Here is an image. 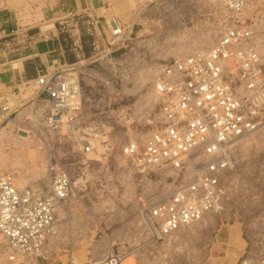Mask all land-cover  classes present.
I'll use <instances>...</instances> for the list:
<instances>
[{"label": "built area", "instance_id": "1", "mask_svg": "<svg viewBox=\"0 0 264 264\" xmlns=\"http://www.w3.org/2000/svg\"><path fill=\"white\" fill-rule=\"evenodd\" d=\"M250 1L222 0L229 19L209 47L158 63L150 88L157 98L154 104L147 101L152 104H148L150 107H143L138 101L126 103L121 96L114 95L118 92L115 77L120 76L114 68L99 80L87 83L91 94H84L81 79L85 81L88 68L82 66L107 56L111 50L90 60L88 57L84 63H66L51 72L39 73L33 81H25L32 88L26 102L32 111L39 109V127L47 141L55 144L65 140L76 154L82 155L89 149L101 156L108 154L113 123L127 129H147L140 136L133 133L135 141L127 135L121 152L144 178L142 189L152 181V174L159 176L158 181L172 177L175 182L172 181L174 186L167 196L148 200L149 196L138 195L140 212L148 223L147 238L155 235L156 240L164 241L180 225L222 208L227 197L223 173L232 165L229 145L239 135L264 125V58L257 48L254 23L240 16ZM73 16L70 18L77 24ZM84 20L90 24L95 48L105 38L110 44L116 41L118 47L129 37L128 26L114 14L108 18L109 35L105 37L100 36L103 26L99 16L87 15ZM106 59L111 64L116 61L113 57ZM86 100L94 111L89 118L81 114ZM12 105L6 96L0 97V124L11 118ZM31 113L34 115V111ZM93 139L97 143L89 148ZM100 144L104 147L101 152ZM55 159L49 160L45 170L49 181L46 190L30 184L19 187L13 172H0L2 264H38L48 257L60 232L58 202L69 197L73 186L68 169ZM188 169L191 174L185 177ZM126 252L129 251L111 248L98 260L68 264H98L99 260L100 264H117ZM237 264H264V252L242 256Z\"/></svg>", "mask_w": 264, "mask_h": 264}, {"label": "rangeland", "instance_id": "2", "mask_svg": "<svg viewBox=\"0 0 264 264\" xmlns=\"http://www.w3.org/2000/svg\"><path fill=\"white\" fill-rule=\"evenodd\" d=\"M37 1L21 0L23 5L20 7L27 14L32 9L36 17ZM115 2L110 0V12L104 15V19L99 15L101 24H105L100 36L109 35V16H120L130 31L122 45L117 47L116 41L110 44L105 38V42L95 48L92 43L95 37L89 32L90 24L81 18L77 19V24L61 22V33L65 36L69 53H76L75 64L84 63L88 57L90 60L102 56L110 50L107 56L116 59L112 65L107 56H103L82 66L88 68L85 81L81 79L85 95L91 94L87 83L99 80L114 68L120 73L115 77L118 92L114 95L121 96L120 99L126 103L141 102L143 107H150L148 104L156 101L157 96L150 88L158 63L173 57L182 58L209 47L229 19L222 0H146L128 23L126 15L134 7L130 8L126 0ZM136 2L142 4L144 0ZM240 16L246 22L254 23V29L258 32L255 41L264 58V0H251ZM48 22L45 20L42 24ZM75 39L81 47L74 43ZM31 89H26L27 97L31 95ZM12 97L16 105H12L11 110H16L9 120L0 124V172H13L19 187L30 184L46 190L49 181L45 170L49 160L55 161L56 157L68 169L73 182L69 197L63 200V206L59 204L56 209L57 225L64 235L60 237L62 250L59 252L63 255L54 261L50 258V264H57L60 259L63 264L98 260L106 248L105 254L111 248L128 250L121 257L124 264H208L211 256L214 257L210 250L217 228L222 222L232 220L240 221L247 244L244 242L238 250H230L226 248V243H220V251L226 256L219 257L218 262L233 264L241 253L238 260L245 255L256 256L264 252V127L232 147L234 166L224 177L227 197L223 200L222 208L181 227L163 241L162 238L146 237L148 223L140 212L138 195L154 200L164 195L160 192L165 187L169 190L173 188L174 179L168 177L158 181L159 176L152 174V181L145 185L146 189H142L144 178L133 170L132 163L120 150L127 135L135 138L133 133L140 136L147 129L140 131L133 126L127 129L113 123L111 151L103 156L84 152L83 157L73 152L65 140L55 144L45 141L40 134L43 131L37 132V129H41L39 109L33 108V115L30 103L26 102L27 97L22 103L18 101V96ZM87 102L81 110L85 118L92 117L94 112ZM44 137L48 138L47 135ZM94 156L101 157L95 159ZM3 240L0 234V244ZM109 245L111 248H108ZM213 260L215 264V258ZM43 263L48 264L46 260L38 264Z\"/></svg>", "mask_w": 264, "mask_h": 264}, {"label": "crops", "instance_id": "3", "mask_svg": "<svg viewBox=\"0 0 264 264\" xmlns=\"http://www.w3.org/2000/svg\"><path fill=\"white\" fill-rule=\"evenodd\" d=\"M114 1L117 3L119 0ZM136 1L126 0L130 8L134 7L133 11L126 15L129 19L128 23L146 2L144 0L142 4H137ZM37 3L35 17L32 9L28 14L21 9L20 6L23 5L21 0H0V97L6 96L9 103L12 102L13 105H16L13 103L16 101L13 95L18 96V101L21 103L27 97L26 89L30 87L25 85V81H33L39 73L51 72L66 63L77 62L75 61L76 53L68 51L67 43L64 41L65 36L61 33L63 30L61 22L65 21L67 25L72 24L71 14L74 15L73 18H81L84 21L83 17L87 15H100L104 19V15L110 12V0H38ZM99 9H103L101 13L98 12ZM45 20L49 22L42 24ZM76 30L79 28L76 27ZM76 45L81 47L79 43ZM15 110L16 108L12 109L11 114ZM39 131L42 132L37 129L38 133ZM167 190L169 188L165 187L160 193H166ZM244 236L239 220L222 222L214 234L212 250H210L211 253L213 251L214 257L211 256L208 264H213L214 258L215 264L223 263L221 260L218 262L219 257L226 256L220 251V243H226V248L230 250H238L244 242L245 245L247 244ZM60 237H64L61 230L45 259L48 264H50V258L54 261L63 255L59 253L62 250ZM241 254L234 263L232 262L233 264L237 262ZM68 263L65 262V264ZM57 264H63L62 259Z\"/></svg>", "mask_w": 264, "mask_h": 264}, {"label": "bare ground", "instance_id": "4", "mask_svg": "<svg viewBox=\"0 0 264 264\" xmlns=\"http://www.w3.org/2000/svg\"><path fill=\"white\" fill-rule=\"evenodd\" d=\"M260 53V52H259ZM262 56V55H261ZM228 63H230V62H228ZM262 127H264V125H262V126H260V128H262ZM259 128V129H260ZM259 129H257V130H259ZM262 129H264V128H262ZM41 130V129H40ZM257 130H255V131H257ZM255 131H252V132H250V133H243V134H241V135H239V137L238 138H235L234 139V141L229 145V155H230V161H231V159H232V165H231V167L230 168H233V166H234V159H233V155H232V147L239 141L240 142V140L241 139H243V138H245L246 136H248V135H250V134H252V133H254ZM41 134V136H42V138L46 141V138L43 136L44 134L43 133H40ZM131 140L132 141H135L136 139L135 138H131ZM97 142H96V140L95 139H93V140H91L90 141V147L89 148H91L92 146H93V144L95 145ZM99 151H102V150H104V147H102V145L100 144L99 146ZM50 150H51V147H50ZM111 151V149L109 150V152ZM92 152H94V150L93 149H89L88 151H85V153H92ZM108 152V153H109ZM123 153V152H122ZM124 154V153H123ZM125 155V154H124ZM127 158H128V156L127 155H125ZM229 168V169H230ZM228 169V168H227ZM227 169L225 170V172L223 173V176L225 177L226 176V171H227ZM174 172V171H173ZM228 172V171H227ZM188 173H190L191 174V170L190 169H188V170H185V172H184V176L185 177H187V175H188ZM176 177H180V175H179V173L177 172V174H176ZM189 177V176H188ZM225 188H226V185H225ZM172 189V188H171ZM168 193V192H167ZM166 193H164V195H165ZM224 200V199H223ZM63 201H61V202H58L59 204H63L62 203ZM58 204V205H59ZM222 204H223V201H222ZM57 205V206H58ZM60 206V205H59ZM222 206V205H221ZM219 209H221V208H219ZM218 209H212V210H209V211H207V212H205L203 215H201V217H199L198 219H195V220H193V221H190V222H188L187 224H183V225H180L176 230H174V231H172L170 234H168L167 236H165V237H168L169 235H171V234H173L174 232H176V231H178V230H180V228L181 227H185V226H187V225H189V224H191V223H193V222H196V221H199V220H201L202 218H204L206 215H208L209 213H211V212H214V211H217ZM142 214H143V217H145V219H146V216L144 215V213H143V211H142ZM147 220V219H146ZM155 239H157V237L154 235L153 236ZM164 237V238H165ZM249 259V258H248ZM250 260V259H249ZM119 263H117V264H122L123 263V261H122V259H121V257H120V259H119V261H118ZM98 264H100V261L98 262ZM103 264V263H102Z\"/></svg>", "mask_w": 264, "mask_h": 264}]
</instances>
